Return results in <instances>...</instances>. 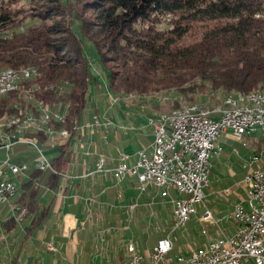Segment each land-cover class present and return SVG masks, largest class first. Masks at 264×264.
Returning a JSON list of instances; mask_svg holds the SVG:
<instances>
[{"label": "trees", "instance_id": "1", "mask_svg": "<svg viewBox=\"0 0 264 264\" xmlns=\"http://www.w3.org/2000/svg\"><path fill=\"white\" fill-rule=\"evenodd\" d=\"M27 2L25 7L21 0H0V69L34 73L23 81L26 100L20 90L0 96V120L37 115L31 105L41 102L65 111L64 121L49 125L66 130L69 138L55 137V143L43 131L26 134L48 153L54 171L36 169L34 154L24 145L14 148V161L28 166L15 198L28 210L29 235L22 239L52 225L56 195L73 183L65 176L94 79L85 43L106 71L107 91L116 96L168 89L183 97L218 89L246 94L264 88V0Z\"/></svg>", "mask_w": 264, "mask_h": 264}, {"label": "built area", "instance_id": "2", "mask_svg": "<svg viewBox=\"0 0 264 264\" xmlns=\"http://www.w3.org/2000/svg\"><path fill=\"white\" fill-rule=\"evenodd\" d=\"M108 99L110 106L118 104L114 101V95L109 94ZM250 101L262 103V110H248L247 101L246 107L241 111H231L230 106L226 108V116L223 118H209L206 121L180 122L148 115L147 125L152 129L149 149L138 150L131 165L127 163L131 155L119 152L118 163L112 170L116 183L130 175L136 180L138 196L152 187L160 198H168L172 207L171 225L165 228L156 225L157 232L165 229L164 236L151 246L147 254H142L132 240L126 242V264H167L170 261L177 264H264V163L260 153L250 154L242 160L241 183L246 187L245 197L235 203L229 213L217 217L203 202L210 185V158L221 156V139L229 138L227 128H234V131L242 134L264 133V100ZM31 106L42 113L50 114L51 119L61 118L64 121V111H52L41 102ZM22 121H26V118L22 117ZM115 126L107 113H94L83 128L93 133L99 127L108 132ZM9 132V125L0 128L3 153L0 160V224L13 220L15 224L23 225L28 210L15 202V198L19 196V178L25 176L28 166L23 161H14L15 146L24 145L34 154L32 161L36 169L54 170L48 153L41 145H33L28 141L16 143L9 139ZM50 134L56 137L54 133ZM58 138L65 140L69 137ZM232 151L238 155L236 149ZM105 162L106 157L103 154L98 155L94 167L88 169L83 177L104 172ZM65 177L69 180L73 178L70 174ZM171 189L176 191V197L170 195ZM229 192L227 189L223 194L228 195ZM199 202L203 203V211L198 221L216 226L219 234L208 238L202 246L186 255L175 254L172 259L168 258L173 248L172 234L190 220L191 215L196 212L193 205ZM135 206L133 204L129 210L132 211ZM223 220L235 221L236 226L232 233L227 234L220 228L219 223ZM201 233L207 235V229H202ZM46 247L49 251H56L52 242H48Z\"/></svg>", "mask_w": 264, "mask_h": 264}, {"label": "rangeland", "instance_id": "3", "mask_svg": "<svg viewBox=\"0 0 264 264\" xmlns=\"http://www.w3.org/2000/svg\"><path fill=\"white\" fill-rule=\"evenodd\" d=\"M21 4L25 7H28L27 0H21ZM84 53L89 58L90 70L94 76L93 77L94 79L91 82L87 93V106L82 113V117L79 121V126L82 129L85 120L90 115L98 112L101 115L107 113V115L110 116V119H112L113 122L116 124L115 127L117 126L120 127L119 124H122L123 121H121L120 117L117 116L118 113H121L125 116L129 108L131 109L136 108L135 110H138L140 107L143 106L144 109L143 111L144 112L146 111L145 113L146 115L140 114L138 116V123H133L131 122V120L129 122L126 121V123L128 124L126 125L125 131L128 133L129 136L128 138L123 139L124 140L123 150L125 151V153L127 152V154L129 153L130 155H132L134 152H137L140 149H147V150L149 149L152 140L151 137L152 129L150 126L147 125V117H146L147 115L150 114L154 115L158 112H168L172 109L181 108L188 104H196L198 106H201L202 108L211 110L212 107H216L220 104V100L225 94L232 93L220 89L215 91L201 90V91H196L193 94H188L186 97H183L176 90L168 89V90H160L158 92H153L149 95H139L136 93L118 94L117 96H119L120 101L118 102V104L110 106L108 99L109 93L107 91V86H106V79H107L106 71L101 66L93 47L89 43H85ZM18 95L22 99L26 100L28 94L27 93L25 94L24 91L20 89V93ZM22 99H20L21 102H23ZM23 103L26 104L27 102H23ZM117 119L118 122L120 123L117 122ZM28 130L30 131V133L35 131L33 129H28ZM228 135L229 137L234 139V142L239 144L238 145L240 146L238 150L239 156L231 152L229 158L226 159L227 162H225L222 156L211 157L209 181H210V187L213 188V190H216V187H218L219 190L223 188H229L231 189L232 194L231 192H229L230 195L225 196V194H223V191H220L216 194L213 193L211 197L206 196V198L203 199L204 204H206L208 208H211L212 200L219 199L218 208L221 210L222 209L225 210L223 211L224 212L223 215L227 214V212L229 213L232 210L233 205L235 204V200L238 198L236 197V195L240 197H245V190H246L245 184L241 183L242 178H241V182L237 184L233 180H230L231 177L227 174H229V172L235 171L237 174V178L242 176L243 170L241 168V164L243 162L242 160L244 159V155H247L246 157H248V155L250 154L260 153L261 161L264 163V133L263 134L260 133L255 136H251V135L243 136L240 139L234 137L231 134H227V136ZM25 136L28 137V135L26 134ZM106 137L107 134L106 136H103V142L106 141ZM79 138L81 137L79 136L77 140H79ZM77 140H75V142ZM236 143L234 146H237ZM232 146H230V149H232ZM72 148H73V154L76 155L77 153L75 152L77 150L76 143H74ZM2 158H3V153L2 151H0V160ZM151 188L152 187H149L148 188L149 191L145 192L140 197L138 195L137 196L134 195L135 197L132 202L138 205V207L132 212L131 216L133 217V220L131 223L130 222L128 223L129 227L127 228L128 229L127 240L128 241L132 240L134 244L137 246V249L143 254H147L152 244L157 242V240L160 237L164 236L163 234L165 232V229H160L159 230L160 232H157L158 229L156 228V225L158 224L160 228H165L171 225L172 222V215H171L172 207L171 204L169 203V199L160 198L159 195L156 193V191ZM170 195L172 197H176L177 196L176 191L174 189H171ZM152 196L155 198V200L151 202ZM220 202L222 204H220ZM193 206L196 212L191 215L190 220L184 226L180 227L179 229H176L172 234V239L174 238L175 241L178 240L177 244L180 245L179 249H181V252L188 248L190 251V248L194 249V247L197 246V244H195L196 243L195 240L196 239L199 240L202 237H204L203 234L201 233L202 229H207V231H209L210 234L213 233L214 235L215 232L213 230L218 231V228L216 226L214 227L207 223L202 224L201 222L198 221L203 211V203L202 202L195 203ZM140 210L142 212L143 225L140 226L139 224L138 226L137 222H135L134 220L136 213ZM226 222H227L226 220L221 221L219 223L220 228L223 227ZM26 224H28V221H25L23 225H17L13 220H9L0 225V264H4L6 261L8 262V264L9 263L11 264L12 261L18 262L16 258L18 256L22 258V262H25L26 255H30L31 257L30 262H36L37 264H72L73 263V259L75 258L73 254V249H75V247L78 246L74 242L72 243L68 242L66 244L67 245L66 250L63 251L62 255H59L58 252L48 251L45 248V245L42 246L38 242L33 243V246H31L34 248L33 253L29 254V251L26 252L23 250L21 251V253H18L19 246L21 245L22 247L21 243L24 242L22 239H20L21 236L29 235V232L25 230ZM101 226L102 227L98 228L101 231L99 233L101 237H104L107 233L108 227L106 225H101ZM125 226H128L127 223L125 224ZM62 229L61 232L63 233ZM45 235H46L45 228L37 231V236L39 237L42 236V238H44ZM174 243H173V248L168 255V258L170 259H172V257L175 254H179V253H174V249H175ZM53 244L54 246L57 245V243H53ZM125 245L126 243L124 244V251L126 254ZM99 246L100 244L97 241L93 242L92 247L94 248L95 251L98 249ZM24 247L25 245H23V248ZM62 256H64V258H62ZM127 258L128 257L126 254V260ZM169 263L172 264L173 262L170 261ZM78 264L81 263L78 262Z\"/></svg>", "mask_w": 264, "mask_h": 264}, {"label": "crops", "instance_id": "4", "mask_svg": "<svg viewBox=\"0 0 264 264\" xmlns=\"http://www.w3.org/2000/svg\"><path fill=\"white\" fill-rule=\"evenodd\" d=\"M135 109L129 108L125 116L121 113H118L117 116H119L120 120L123 122L122 124H119L120 127H114L109 130L108 133H106L103 127H99L93 133H89L85 128L81 129V127L79 126V129L77 130V134L75 136L76 139H74L73 141V145L74 143H76L77 150L75 152L77 153L73 157V162L69 171V174L73 176V178L71 179V181L73 182L72 186L66 193H58L56 195L51 209V214L54 221L51 226H48L47 228L45 227L46 235L44 236V238L37 235L35 237H26L23 239L20 238L24 242L21 243L22 247L21 245L19 246L18 253H21L22 250L26 252L29 251V254L33 253L34 248L31 246H33V243L37 242L42 246L45 245V248L47 249V243L52 242L57 243V245L54 246L56 248V251L53 252H58L59 255H62L63 251L66 250V244L68 242H74L78 246L73 249L75 258L73 259L72 264H78V262H80L81 264L127 263L126 254L124 251V244L128 241L127 228L129 227L128 223H131L133 220L131 214L138 207V205H136L132 211H130L129 208L134 204L132 201L134 197L138 195V192L136 189V180L134 177L126 175L120 182L116 183L112 175V170L118 163L117 158L119 152H125L123 150V139L128 138L129 136L125 131L126 125L128 124L126 123V121L129 122L131 120V122L133 123H138V116L140 114L146 115V111H143V106L138 110ZM90 117L91 115L85 120L84 124L90 119ZM106 134V141L103 142V136H106ZM257 134L260 133L253 134L251 136H255ZM79 136L81 138L77 140ZM75 140L77 141L75 142ZM221 141L223 145V152L221 156L224 158L225 162H227L226 159L229 158L231 152L233 153L232 150L236 149L238 154L240 146H238L239 144L234 142V139H232L231 137H229L228 139L222 138ZM235 143L237 144V146H234ZM230 146H232V149H230ZM134 153L127 161L129 165H131L135 160ZM100 154H103L106 157L104 166L105 171L102 173H96L90 177H83L88 169L94 167L98 155ZM246 156L247 155H244V158ZM227 175L231 177L230 180H233L237 184L241 182V178L243 176L242 174L241 177L237 178V174L235 171L229 172V174ZM227 189L229 188H223L219 190L218 187H216V190H213V188H211L209 185V188L206 190V195L211 197L213 193L216 194ZM229 190L232 194L231 189ZM147 191L149 190L147 189ZM229 195L230 193L225 196ZM236 197L238 198L235 200V203L244 199V197H240L237 195ZM88 199H90V201H88ZM154 200L155 198L152 196L151 202ZM218 202L219 199L212 200L211 208L208 209H210L215 216L221 217L224 214L223 211L225 210H221L218 208ZM220 204L222 203L220 202ZM142 220L143 217L140 210L136 213L134 221L137 222L138 226L139 224L141 226L143 225ZM99 223L101 225H106L109 229L104 237H101L99 233L101 231L98 228L102 227ZM126 223L128 226H125ZM235 226V221L229 220L221 228L227 234H230L234 231ZM61 229L63 233L61 232ZM213 231L215 232V235L213 233L210 234L209 231H207V235H203L205 238L202 237L199 240L196 239L195 244H197V246L194 247V249L202 246L206 242L205 239L207 240L209 237L213 238L219 234L217 230ZM94 241H97L100 244L96 251L92 247ZM173 241L177 242L178 240L175 241L173 238ZM23 245H25L24 248ZM179 246V244H175L174 253L186 255L193 250L190 248L189 251L188 248L182 251V253L181 249H179ZM16 258L18 262L12 261L11 264H37L36 262H30V255H26L25 262H22V258H20L19 256ZM62 258H64V256H62ZM172 264L177 263L173 262Z\"/></svg>", "mask_w": 264, "mask_h": 264}, {"label": "bare ground", "instance_id": "5", "mask_svg": "<svg viewBox=\"0 0 264 264\" xmlns=\"http://www.w3.org/2000/svg\"><path fill=\"white\" fill-rule=\"evenodd\" d=\"M11 75H16V77ZM32 76H34V73L30 69H0V96H4L9 92L20 89L26 94L28 91L23 89V81L31 78ZM250 100H264V89H255L246 94H240L237 92L225 94L221 98L220 104L216 107H212L211 110L202 108L196 104H188L181 108L172 109L168 112H158L154 115L150 114V116L161 117L165 120L174 119V121L180 122L206 121L209 118H223L226 116V108H229L230 106L231 111H241L246 107L247 101L248 110H262V103ZM114 101L119 102L120 98L114 95ZM47 109L50 108L47 107ZM22 117L26 118V121H22ZM51 120L60 122L63 121L61 118L51 119L50 114L42 113L37 110V115L34 113H28L24 116L11 115L5 117L0 120V128H6L9 125V139L16 143H27L28 141L33 145H40L36 138L25 136L26 133L30 132L28 129L43 131L51 142L55 141V137L50 133H54L56 137H67L68 132L66 130L54 129L53 127H50L49 123ZM227 134H231L239 139L243 136L252 135L236 132L234 131V128H227ZM0 150L2 151V142H0Z\"/></svg>", "mask_w": 264, "mask_h": 264}]
</instances>
